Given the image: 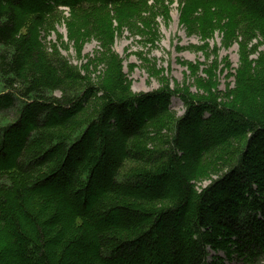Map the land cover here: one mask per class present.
Segmentation results:
<instances>
[{
	"label": "trees",
	"instance_id": "obj_1",
	"mask_svg": "<svg viewBox=\"0 0 264 264\" xmlns=\"http://www.w3.org/2000/svg\"><path fill=\"white\" fill-rule=\"evenodd\" d=\"M164 1L0 0V264H264V199L251 187L264 190V51L243 62L223 104L217 62L186 65L206 75L195 96L147 60L161 87L134 94L119 58L93 76L92 63L73 66L39 33L67 8L78 52L90 38L109 49L126 30L154 46L157 18L171 20ZM180 23L202 39H240L248 56L250 41L264 43V0H183ZM204 112L242 128L201 133Z\"/></svg>",
	"mask_w": 264,
	"mask_h": 264
},
{
	"label": "rangeland",
	"instance_id": "obj_2",
	"mask_svg": "<svg viewBox=\"0 0 264 264\" xmlns=\"http://www.w3.org/2000/svg\"><path fill=\"white\" fill-rule=\"evenodd\" d=\"M168 1L170 0H165L164 3L170 10L169 14L171 20L167 22L162 17L157 18L159 25V41L154 46L148 45V43L146 44L145 39L135 36L126 30L124 33L115 36V40L113 44L109 46V49H103L96 39L90 38L83 42L84 46L82 52H78L75 48V42L70 39L68 34L67 23L70 18V12L66 8H59L61 13H53L46 17L44 20L45 27L39 29V33L44 43H51V45L56 47L61 55L73 66L79 67L88 62L92 63V65L95 66L93 69L95 70V73L92 74L93 76H99L104 73L106 69V60H110L109 57L119 58L122 61L124 72L129 76L134 94L150 93L161 87L159 80L150 77L149 73L146 71L145 62L147 60L154 62L157 68L164 70L163 76L168 79L170 87H185V89L189 90L191 95L193 94L195 96L202 94L200 91L201 89L194 85L196 77L202 76L206 78V75L203 72H199L196 77H191L186 65L188 63L195 65L200 64L201 70H203L205 66L209 67L212 63L217 62L216 66L219 84L217 87L218 91L215 93L218 95V98L222 97V102L225 104L224 102H227L226 94H229L231 90L236 88L238 71H243V66L245 65L244 63L247 62V59L251 61L259 57L260 53L264 51V43L262 41L258 42V40L250 41L246 51L248 56H243L240 39L234 40L227 45L223 42L222 35L219 36L218 34H215L213 38L209 37L202 39L198 35L186 32V28L180 23V9L183 0H172L171 4H169ZM258 43L260 46L257 51L250 49V47ZM209 55L211 56L210 60L214 59L212 62L208 60ZM97 58H99V64L95 61ZM102 59H105L103 64L101 63ZM170 108L178 117L184 116L186 112L184 102L180 97H174L172 99ZM9 115V117L14 118V111L9 113ZM200 120L203 123L201 133L205 132L207 128L209 133L215 132L214 135H217V132L221 130H224V133L230 134L242 128V125L236 127V125L233 124L227 127H220L218 118H212L209 116L208 112H204ZM108 129L114 131L115 128L113 125H109ZM225 154L226 153H223V156H225ZM186 159L187 162L190 163V157L188 156ZM182 166L183 165L179 163L176 166V171L180 173L183 169ZM232 167L233 164L227 165L222 171L210 174L209 178H205L200 184L198 183L199 187L202 188V190L207 189L214 183L223 179V177L232 170ZM143 185L144 184L141 183L140 187ZM251 187L256 197L264 199V190L261 191L257 183H252ZM202 190L199 189L200 192ZM241 222L246 228H249L247 220L241 219ZM186 239L187 238L183 236L181 243L186 244ZM186 245L189 247L188 244ZM215 254L214 252L211 253L210 260L213 259ZM219 255L227 259L224 252H220ZM152 259L155 260V258ZM226 264H243V262L234 257L231 261L227 259Z\"/></svg>",
	"mask_w": 264,
	"mask_h": 264
}]
</instances>
